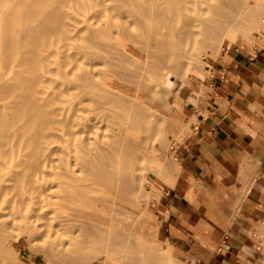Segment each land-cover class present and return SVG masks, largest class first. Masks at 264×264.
<instances>
[{"label":"bare ground","instance_id":"1","mask_svg":"<svg viewBox=\"0 0 264 264\" xmlns=\"http://www.w3.org/2000/svg\"><path fill=\"white\" fill-rule=\"evenodd\" d=\"M262 27L264 0H0V264H23L21 223L44 256L158 259L140 199L147 152L160 171L172 140L156 96L174 89L165 70L198 66L199 45L210 55Z\"/></svg>","mask_w":264,"mask_h":264},{"label":"crops","instance_id":"2","mask_svg":"<svg viewBox=\"0 0 264 264\" xmlns=\"http://www.w3.org/2000/svg\"><path fill=\"white\" fill-rule=\"evenodd\" d=\"M207 111L178 152L166 238L200 264H264V47L214 66Z\"/></svg>","mask_w":264,"mask_h":264},{"label":"rangeland","instance_id":"3","mask_svg":"<svg viewBox=\"0 0 264 264\" xmlns=\"http://www.w3.org/2000/svg\"><path fill=\"white\" fill-rule=\"evenodd\" d=\"M108 2L114 3L115 0H108ZM123 14L126 13L123 12ZM116 19L120 22L123 21L120 17ZM131 28L133 30H138V27L135 24H133ZM262 28L263 29H260V31L261 33L263 32V34L260 35L247 37L244 34H239L237 41H233L230 48L227 47L225 41H221L220 48L217 49V52L215 50V53L213 52V54L210 55L205 54L204 45H199L197 47V51L203 54L201 56L202 58L200 64L205 61V64H202L203 68L202 65L200 68L203 69L205 74L200 71L202 69L198 68L200 66L198 61V66L193 67L192 65H189L187 67H183V69L178 71L177 74L170 70H165L171 78L175 79L174 89H168L161 84L156 96L158 97L157 102L161 104L162 110L167 114L165 119H162L165 126L163 123L162 126H164L163 128H165L166 131L169 129L166 135L168 141L170 139L172 140H170V143L168 142V145L161 149L165 155V159L163 161L164 163L162 162L165 164V167H163L162 170H155L157 164L159 165V163H157L158 161L156 162L154 158L152 159V154L156 155V153H153L152 151L147 152V159L143 161V163H145L144 167H146L143 172L148 177L146 182L148 191L146 195L140 199L143 200L142 202L146 207V214L143 218V231L145 232L146 239H148L152 246L159 250L158 253L160 254L158 259H155L154 262L149 264H200L197 258H195L190 252L177 247L166 238L164 229V220L166 217L164 205L166 195L169 189L174 187L171 182L173 180L176 167L179 165V150L186 145L188 139L194 135L195 128L199 124V117L202 115L206 116L208 114L207 108L209 106V94L213 89L214 66L221 63L223 58L230 53L243 51L253 54L259 48L264 47V27ZM85 38L88 39L89 36L85 35ZM91 47V45H88L86 48L91 50ZM204 56L205 58H203ZM107 58L111 62L116 61L114 57ZM87 65L88 64H86V66ZM95 67L102 68L103 63L96 61ZM201 101L204 102V106L203 103L199 104ZM183 131L184 135L181 133ZM177 136H183L184 138L178 141L179 139L177 140ZM158 145L159 143L157 144V148ZM55 201L61 202L58 196L55 198ZM217 204L220 208L224 205L221 197ZM133 215H136V213ZM26 231L27 228L25 224H19V227L15 231V242H13L15 243L17 251L20 253L23 264H77L69 259H66L62 255H42L41 250L46 247L45 242H29L23 234ZM257 240L264 242V234H259ZM94 260L97 261L98 258Z\"/></svg>","mask_w":264,"mask_h":264}]
</instances>
